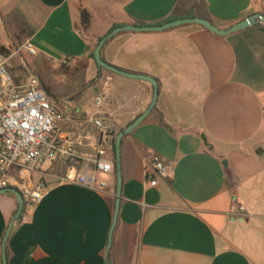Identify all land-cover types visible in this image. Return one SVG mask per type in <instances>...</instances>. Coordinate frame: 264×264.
Listing matches in <instances>:
<instances>
[{
	"label": "crops",
	"instance_id": "1",
	"mask_svg": "<svg viewBox=\"0 0 264 264\" xmlns=\"http://www.w3.org/2000/svg\"><path fill=\"white\" fill-rule=\"evenodd\" d=\"M0 3H13L1 21L20 47L31 43L44 63L82 71L85 88L98 85L100 96L84 113L62 110L60 131L79 144L82 155L94 154L101 141L92 119L112 120L118 134L153 98L148 82L107 71L98 79L90 54L114 26H155L193 14L226 30L264 15V0ZM83 11L90 17L87 28ZM102 59L155 79L159 93L155 109L121 144L122 189L110 249L116 175L106 193L94 192L61 182L67 166L58 160L32 177L35 186L44 185L43 199L14 224L8 264H264V25L226 37L198 25L126 32L106 44ZM154 157L170 169L153 187L146 172ZM108 159L115 164L112 151ZM241 206L243 213L231 212ZM17 209L14 196H0V264Z\"/></svg>",
	"mask_w": 264,
	"mask_h": 264
},
{
	"label": "built area",
	"instance_id": "2",
	"mask_svg": "<svg viewBox=\"0 0 264 264\" xmlns=\"http://www.w3.org/2000/svg\"><path fill=\"white\" fill-rule=\"evenodd\" d=\"M31 56L36 50L31 43L25 45ZM102 99L95 101L100 107ZM264 118V101L261 105ZM65 117L54 98L44 91L38 78L33 77L27 85L14 82L7 58L0 54V190H18L26 205L39 204L44 185H34L33 175L43 168L62 161L67 172L61 182L73 183L88 190L106 193L110 179L115 176L108 152L115 143V123L109 119H92L101 134V141L94 154L82 155L75 141L60 131ZM169 165L158 157L152 160V169L146 172L151 186L157 185L156 177H166ZM232 213L244 212V208L233 207Z\"/></svg>",
	"mask_w": 264,
	"mask_h": 264
},
{
	"label": "water",
	"instance_id": "3",
	"mask_svg": "<svg viewBox=\"0 0 264 264\" xmlns=\"http://www.w3.org/2000/svg\"><path fill=\"white\" fill-rule=\"evenodd\" d=\"M264 25V15L262 14H255L251 16L249 19H246L232 27L226 30L219 29L212 25L211 23L198 19V18H181L177 19L175 21H171L168 23H164L162 25H155V26H137V25H132V26H119L115 29H113L111 32H109L106 36H104L96 45L94 49V60L97 64L98 70H99V75L98 79L100 80L102 77V72L107 71L108 73H111L113 75H117L120 77L128 78L131 80H139V81H145L148 82L149 84L152 85L154 88L153 92V98L148 106V108L137 118L135 119L128 127L123 129L116 137L115 140V175H116V180H117V200H116V207H115V214H114V219L112 223V227L110 230L109 234V244H108V250L110 249L111 246V241H112V236L114 233V229L117 224L118 220V213H119V207H120V197H121V189H122V175H121V144L122 141L125 137L130 135L138 126H140L150 115V113L155 109L157 100H158V83L155 79L145 76V75H137L133 73H129L123 70H120L112 65H109L102 59V50L106 46V44L114 39L116 36L122 33L126 32H132V33H152V32H164L172 29H176L178 27L184 26V25H198L209 31L210 33L218 36V37H226L231 34H235L238 32L245 31L255 25ZM223 166L226 167L227 163L224 162ZM4 195H12L16 198L17 203H18V209L13 217L4 241L2 243V259H3V264H8L7 262V252H6V243L8 241V238L10 236V233L12 231V228L15 223H17L20 219V217L23 214V211L25 209V200L22 196V194L14 189V188H8V189H1L0 190V196Z\"/></svg>",
	"mask_w": 264,
	"mask_h": 264
},
{
	"label": "rangeland",
	"instance_id": "4",
	"mask_svg": "<svg viewBox=\"0 0 264 264\" xmlns=\"http://www.w3.org/2000/svg\"><path fill=\"white\" fill-rule=\"evenodd\" d=\"M13 3H0V53L9 58L8 65L11 68L10 74L14 82L18 85H27L31 78L38 76L40 83L46 88V93L51 92V96L56 101L57 107L67 110L68 113H84L91 107L93 99L100 96L98 85H92L90 88L84 82L82 71L76 72L63 68L62 65H51L44 63L38 56H31L25 49L20 47L18 40L15 39L10 25L6 27L2 23L7 21L5 12ZM8 32H7V30ZM10 47L8 50L7 48ZM116 82L111 84V90L116 88ZM69 101V102H66ZM36 179V177L34 176ZM30 205L26 206V210Z\"/></svg>",
	"mask_w": 264,
	"mask_h": 264
},
{
	"label": "trees",
	"instance_id": "5",
	"mask_svg": "<svg viewBox=\"0 0 264 264\" xmlns=\"http://www.w3.org/2000/svg\"><path fill=\"white\" fill-rule=\"evenodd\" d=\"M181 18H194V15L193 14H187L186 16H184V17H181ZM181 18H170V19H168L167 21H165L164 23H168V22H171V21H175V20H177V19H181ZM89 21H90V17H89V14L86 12V11H83L82 13H81V24H82V26L84 27V28H87L88 26H89ZM164 23H160V24H158V25H162V24H164ZM117 27H119V26H114L109 32H111L113 29H115V28H117ZM101 40V39H100ZM99 40V41H100ZM98 41V42H99ZM90 58L91 59H93L94 60V51L90 54ZM95 61V60H94ZM119 134V133H118ZM118 134H116V137H117V135ZM116 137H115V140H116ZM112 153H113V155L115 156V143H114V146H113V149H112ZM114 162H115V160H114ZM115 168V167H114ZM26 204H25V208H26ZM24 212H25V209H24V211H23V214H24ZM22 214V215H23ZM21 218H22V216L20 217V219H19V221H21Z\"/></svg>",
	"mask_w": 264,
	"mask_h": 264
}]
</instances>
